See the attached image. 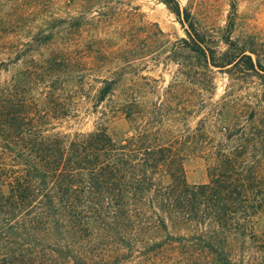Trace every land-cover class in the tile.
I'll use <instances>...</instances> for the list:
<instances>
[{"label": "trees", "instance_id": "obj_1", "mask_svg": "<svg viewBox=\"0 0 264 264\" xmlns=\"http://www.w3.org/2000/svg\"><path fill=\"white\" fill-rule=\"evenodd\" d=\"M164 2L185 29L177 46L194 56L195 76L239 64L218 58L217 43L206 42L177 0ZM13 30L0 20V264H264V232L256 231L264 222V131L249 134L250 147L207 142L204 126L173 130L162 113L169 109H147L134 93L120 105L132 130L126 140L105 124L56 132L79 117L87 81L102 85L95 109L119 88L120 69L95 77L89 52L116 61L124 52L91 43L78 53L55 33L40 29L23 42L9 39ZM174 87L166 95L175 97ZM192 156L213 161L207 184L188 183Z\"/></svg>", "mask_w": 264, "mask_h": 264}, {"label": "rangeland", "instance_id": "obj_2", "mask_svg": "<svg viewBox=\"0 0 264 264\" xmlns=\"http://www.w3.org/2000/svg\"><path fill=\"white\" fill-rule=\"evenodd\" d=\"M164 1L119 0L107 5L97 0H0V20L14 28L9 39L28 42L43 29L57 35L58 45L68 43L78 53L86 52L91 43L95 51L106 46L109 51L124 52V60L116 61L88 51L95 77H111L120 69L119 88L114 98L95 109L102 85L87 81L77 99L79 117L60 124L56 132L90 133L105 124L111 136L122 142L132 130L120 105L136 93L147 109L153 105L169 109L171 114L162 113L173 130L196 131L204 126L207 142L252 146L246 142L249 134L264 131V0H177L203 29L206 42L217 43L218 58L239 61L236 67L214 70L213 75L200 69L202 76L193 74L194 56L177 46L187 35ZM228 40L229 46L224 43ZM170 86H175V97L166 95ZM230 134L235 137L228 142ZM212 163L204 156L190 157L185 165L188 183L207 184ZM256 231L264 232L262 220Z\"/></svg>", "mask_w": 264, "mask_h": 264}]
</instances>
